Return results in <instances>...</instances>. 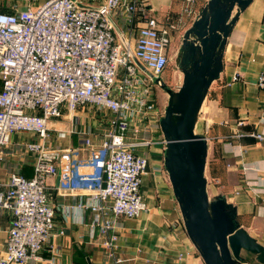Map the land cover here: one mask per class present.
Returning <instances> with one entry per match:
<instances>
[{
    "label": "built area",
    "instance_id": "obj_1",
    "mask_svg": "<svg viewBox=\"0 0 264 264\" xmlns=\"http://www.w3.org/2000/svg\"><path fill=\"white\" fill-rule=\"evenodd\" d=\"M144 1L44 0L35 9L0 10V165L11 134L32 133L38 139L24 144L34 155L33 175L13 171L0 180V211L10 215L0 242V264L42 259L56 211L47 179L60 175L47 156L50 122L83 104L107 109L111 117L99 129L97 145L88 135L81 139V144L98 148L92 171L70 169L63 188L89 195L77 210L90 211V227L98 231L95 243L105 251V264L129 260L117 253V221L137 218L147 210L140 194L147 159L134 151L143 144L134 137L138 130L134 135L128 130L135 116L139 127H145V112L154 109L149 82L161 86L159 77L169 62V34L148 17ZM137 14L142 24L131 44L125 31L117 33L116 22L133 26ZM240 78L235 73L231 80ZM256 86L264 90V71L256 77ZM252 136L264 142L262 133Z\"/></svg>",
    "mask_w": 264,
    "mask_h": 264
},
{
    "label": "crops",
    "instance_id": "obj_2",
    "mask_svg": "<svg viewBox=\"0 0 264 264\" xmlns=\"http://www.w3.org/2000/svg\"><path fill=\"white\" fill-rule=\"evenodd\" d=\"M44 0H0L3 12L35 9ZM208 0H145L142 9L164 27L170 37L167 48L169 61L178 60L174 74L166 69L160 75L159 86L150 84V99L154 109L146 111L139 127L135 116L128 132L143 142L134 151L147 159L146 173L142 176L140 194L147 210L137 218L119 217L118 255L127 258L124 264H203L198 250L189 239L179 203L174 195L168 171L165 168L166 140L160 126L170 93L177 92L183 73L180 58L182 38L198 18ZM238 11L236 5L231 17ZM137 14L133 26L124 27L116 22L118 34L133 44L137 27L141 25ZM177 45L171 50L172 41ZM198 45V41L195 42ZM222 69L209 85L196 116L194 133L206 139L204 176L206 191L211 201L223 196L235 210L239 226L264 247V142L252 133L264 135V90L256 86V77L264 71V0H251L238 12L237 19L221 50ZM140 67L142 63L138 61ZM177 71V80L175 77ZM239 73L240 80H231ZM2 81L0 79V90ZM111 117L107 109L93 105H78L75 111L64 110L62 118L50 122L52 136L48 139L49 156L60 170V175L47 179L49 200L55 206L52 236L42 250V259L28 264H105L104 249L96 244L97 229L90 227L88 209L78 211L77 205L86 202V191L69 192L64 175L70 169L77 173H90L97 156L98 134ZM242 121L241 125H237ZM89 136L96 145L81 144ZM239 135V136H235ZM38 139L32 133H13L4 148L0 165V180L17 171L25 177L33 175L34 155L24 149L26 142ZM209 199V200H210ZM10 215L0 211V242L6 237ZM243 260L239 264H264L257 254L241 249Z\"/></svg>",
    "mask_w": 264,
    "mask_h": 264
},
{
    "label": "water",
    "instance_id": "obj_3",
    "mask_svg": "<svg viewBox=\"0 0 264 264\" xmlns=\"http://www.w3.org/2000/svg\"><path fill=\"white\" fill-rule=\"evenodd\" d=\"M251 0H208L200 15L185 30L180 67L182 84L160 120L166 140L165 168L179 203L185 231L205 264H239L241 249L264 260V247L235 219L234 208L219 196L211 201L206 191V139L194 133L197 113L207 89L221 69V50L242 11ZM237 6L233 17L231 12ZM198 41V45L195 42Z\"/></svg>",
    "mask_w": 264,
    "mask_h": 264
},
{
    "label": "rangeland",
    "instance_id": "obj_4",
    "mask_svg": "<svg viewBox=\"0 0 264 264\" xmlns=\"http://www.w3.org/2000/svg\"><path fill=\"white\" fill-rule=\"evenodd\" d=\"M176 43H177L176 40H173L172 41V44H171V50H172V52H174V50H175V47L177 45ZM177 68H178V60L175 57L172 56V59L168 62L167 69H166V73L167 74H174V71L177 70ZM175 77H176V80H177V71H176ZM212 197L213 196L210 195V198H212ZM199 256H200V254H199ZM203 264H205L204 261H203Z\"/></svg>",
    "mask_w": 264,
    "mask_h": 264
}]
</instances>
